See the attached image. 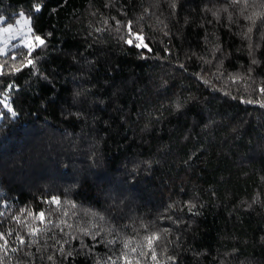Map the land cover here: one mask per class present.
I'll list each match as a JSON object with an SVG mask.
<instances>
[{
	"label": "trees",
	"instance_id": "obj_1",
	"mask_svg": "<svg viewBox=\"0 0 264 264\" xmlns=\"http://www.w3.org/2000/svg\"><path fill=\"white\" fill-rule=\"evenodd\" d=\"M225 6L0 0V18L25 14L33 35L46 41L30 57L22 46L0 53V96L16 112L1 108L0 233L22 249L9 251L5 264L116 259L122 244L106 241L117 232L80 235L75 226L90 222L137 242L141 224L170 229L157 247L161 264H264V95L257 90L264 86V39L255 29L245 38L249 24L239 7H229V21ZM129 23L151 51L125 42ZM26 58L35 64L24 67ZM230 76L248 79L233 84ZM53 197L62 206L50 204ZM24 209L53 221L68 210L64 219L74 227L65 231L76 239L54 227L29 237L15 219ZM18 236L30 243L21 246Z\"/></svg>",
	"mask_w": 264,
	"mask_h": 264
},
{
	"label": "snow or ice",
	"instance_id": "obj_2",
	"mask_svg": "<svg viewBox=\"0 0 264 264\" xmlns=\"http://www.w3.org/2000/svg\"><path fill=\"white\" fill-rule=\"evenodd\" d=\"M178 0H170V7L175 9L177 5ZM239 7V15L244 18L245 21L248 22L249 26L247 27V30L243 35L247 39H251L250 34L253 33L254 29L260 34V37L264 39V0H226V6L222 9L225 13H228V20H232V14L229 12V7ZM41 8L38 6L35 8V11H40ZM213 16L218 17V12H213ZM2 19V18H0ZM259 22V27H257ZM20 21H16V24H19ZM27 23V21H25ZM13 24H8L7 27L3 28L2 31L4 33H10L13 29ZM129 34L132 38H128L125 40L127 44L130 46H134L137 48H143L148 51H151V49L148 47V44L145 43V38L142 34V32H133L132 26L129 23L127 25ZM99 30V29H98ZM32 29H29V32H32ZM21 41L22 47L28 49V52L26 54L27 57H30L32 55V52L35 51L36 47L43 46L46 44L45 39H43L40 35H33L32 38H28L27 36L18 37ZM256 47H259V44L256 45ZM249 48L251 50L252 45H249ZM6 54V53H5ZM251 54V53H250ZM13 59H16L15 55L12 57ZM252 63L255 64L257 61L255 59L252 60ZM21 64L24 67L33 66L35 64L34 59H27L26 63L24 61H21ZM15 72H20L21 67L16 66L14 67ZM5 75V65L0 63V76ZM219 78V77H217ZM229 79L232 81L233 84L241 83L246 81L245 77L240 76H230ZM205 83H208V81H204ZM9 90L13 88L12 84H9L6 86ZM258 92L262 95H264V86H260L258 89ZM7 94L5 93V100L0 101V104H2L3 108L8 111L12 116L16 115V112L14 110V107L7 102ZM248 103H252L251 100L247 101ZM261 106H264V102H260ZM177 108H179V104L176 105ZM4 112L0 111V118H3ZM50 204H55L56 206L60 207L62 206V202L58 199L53 197L51 201H49ZM71 206V208H75L76 205L72 202H68ZM194 207V205L192 206ZM27 215V217H31L33 221H38L39 224L44 225V227H38L34 223H29L27 219H21V217ZM75 215V213H73ZM92 216H97L96 213H91ZM69 216V211L64 210L61 213L60 218L57 221L51 220L48 216H46L44 211L34 212L30 211L28 209H24L21 211L19 216H16L15 219L17 223L21 224L22 226L27 227L28 229V236L29 237H39L42 233H46L48 231H51L52 227L58 228L60 232H62L64 235L69 236L71 239H76V236L72 235L71 231H65L66 229H72L74 225L70 224L68 220L64 219V217ZM99 221L103 222L104 217L99 216ZM169 219H171L169 217ZM51 225V227H49ZM82 236H90L93 240H96L98 236L101 235L102 232H106L107 235H113V232H117L116 238L107 240L106 243L109 245L116 244L118 241L122 244V249L120 251V255L116 257V259H112L111 256L108 257V259L105 261V264H117V261H120L121 264H142V260L145 258H149L154 264H161L159 255L157 253V247L161 245L162 241L165 239L166 235L170 232V229L164 228L161 230L156 231H149L147 224H141L139 227L141 229L145 230V235L137 242L135 239V236H128L123 237L119 235L118 230L114 229L113 227H101L100 223H89L88 226H75ZM99 229V230H97ZM133 231L136 233V235H139L138 231L136 229H133ZM7 235H11V233H8ZM19 244L21 246H25L30 243L29 240H27L24 236H18L17 237ZM0 241H3L2 244H0V251L4 253V255H0V264H5V256L11 252H18L21 251V248L11 247L9 246V242L6 238L5 233H0ZM38 240H32L31 243H38ZM57 243H60L57 241ZM64 243H68V241H64ZM62 254L66 256H71V252L65 253L63 245L60 246L58 249ZM162 253L166 254V249H161ZM25 255H30V253H25ZM49 260H53V256H48ZM175 256H167V261H173L175 262Z\"/></svg>",
	"mask_w": 264,
	"mask_h": 264
},
{
	"label": "rangeland",
	"instance_id": "obj_3",
	"mask_svg": "<svg viewBox=\"0 0 264 264\" xmlns=\"http://www.w3.org/2000/svg\"><path fill=\"white\" fill-rule=\"evenodd\" d=\"M20 21L19 24H16V21ZM27 21V23H25ZM13 24L14 27L10 33H4L2 31L3 28L7 27L8 24ZM29 29H32L30 19L25 14H20L16 19L11 22H5V19H0V53L5 55L11 49L20 46L21 41L18 37L27 36L28 38H32L33 33L29 32ZM5 100V95L0 96V101ZM9 99H7L8 102ZM9 103V102H8ZM3 108L2 104H0V111Z\"/></svg>",
	"mask_w": 264,
	"mask_h": 264
}]
</instances>
